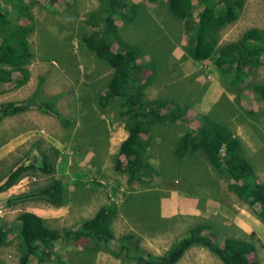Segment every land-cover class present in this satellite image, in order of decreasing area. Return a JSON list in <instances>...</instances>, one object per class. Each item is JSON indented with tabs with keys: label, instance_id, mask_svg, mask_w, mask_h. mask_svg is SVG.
<instances>
[{
	"label": "rangeland",
	"instance_id": "obj_1",
	"mask_svg": "<svg viewBox=\"0 0 264 264\" xmlns=\"http://www.w3.org/2000/svg\"><path fill=\"white\" fill-rule=\"evenodd\" d=\"M17 1L0 0V9L12 20L17 18ZM23 1L31 4L21 12L32 17L30 77L17 88L13 83L0 85V104L26 101L37 89L39 97L35 106L0 123V182L14 164L37 159V168L42 166L41 154L48 156L54 171H29L12 191L0 195V227L14 230L20 213L35 212L46 225L61 230L66 223L60 218L67 222L70 211L68 228H72L102 206L114 204L118 209L111 222L115 242L109 245L114 251L121 237L134 235L142 252L161 256L191 227L208 224L219 233L218 240L233 237L252 243L256 259L264 264V222L256 210L228 189L227 181L203 154L184 160L176 157L175 144L185 132L182 124L151 127L150 177L129 182L116 169L119 147L128 135L122 107L119 101L104 109L98 105L113 69L80 42L84 20L99 8L98 0ZM133 1L135 17L118 24L125 42L140 51L142 83L149 78L145 98L188 106L194 126L206 116L226 124L240 140L256 180L264 183V104L252 95V86L264 83V64L246 77L247 84L227 90L210 61L189 56L185 22L172 14L167 0ZM251 28H264V0H246L238 19L221 30L218 45L237 42ZM47 102L53 103L57 114L40 105ZM12 120L17 127L9 126ZM24 128L30 129L26 148L17 145L5 156L4 144L15 138V130L20 134ZM37 134L45 143L39 139L34 145ZM53 179L61 182L55 194L70 207L37 195ZM11 235L10 242L0 246V264H20V241L14 232ZM51 250V259L41 263L33 259L31 264H134L133 253L114 256L104 244L83 239L75 245L58 240ZM176 264L223 263L207 248L194 245Z\"/></svg>",
	"mask_w": 264,
	"mask_h": 264
},
{
	"label": "trees",
	"instance_id": "obj_2",
	"mask_svg": "<svg viewBox=\"0 0 264 264\" xmlns=\"http://www.w3.org/2000/svg\"><path fill=\"white\" fill-rule=\"evenodd\" d=\"M245 1L167 0L172 14L185 22L189 56L196 61H210L227 90L247 84L246 77L264 64V28L248 29L237 42L218 45L221 30L238 19ZM98 2L99 8L89 13L84 20L85 29L80 42L113 69L98 97V105L104 109L119 101L122 107L121 116L128 135L119 147L116 169L125 173L129 182L150 177L152 165L148 161L147 150L151 127L158 123L182 124L185 132L175 144L176 157L184 160L203 154L209 165L227 181L228 189L254 208L264 222V183L256 180L253 166L245 156L240 140L226 124L210 116L204 117L198 126H194L188 106L171 100L146 99L144 89L149 78L142 83L144 68L137 62L140 51L125 42L118 24L119 20L125 23L132 21L137 7L133 0ZM14 4L18 11L14 20L0 9V85L13 83L17 88L29 80L27 67L34 59V53L28 42L32 32V22L30 24L29 20L32 17L27 12L21 15L22 10H28L31 4L23 0ZM252 93L258 102L264 104V83L254 84ZM38 97L37 89L26 101L1 103L0 122L35 106ZM40 105L45 111L57 114L53 103ZM62 118L59 119L63 121ZM41 159L42 166L38 168L37 159L29 164L25 161L14 164L0 182V193L16 185L29 171L38 169L46 174L52 173L54 166L47 162L48 156L41 154ZM60 186L61 182L53 179L46 187L38 190L37 195L46 197L50 203L62 204L63 196L55 194ZM15 201L10 200L9 203ZM117 212L114 204L105 205L78 226L61 230L48 227L34 213L22 212L17 217L18 225L14 230L0 227V246L7 245L14 232L13 237L20 241V264H31L33 259L39 263L51 259V245L58 240L75 245L82 239L104 244L114 256L122 252L133 253L131 258L134 264H176L194 245L207 248L223 264H260L252 243L233 237L218 240L219 233L208 224L191 227L161 256L142 252L134 235L121 237L114 251L109 245L115 242L111 222Z\"/></svg>",
	"mask_w": 264,
	"mask_h": 264
},
{
	"label": "crops",
	"instance_id": "obj_3",
	"mask_svg": "<svg viewBox=\"0 0 264 264\" xmlns=\"http://www.w3.org/2000/svg\"><path fill=\"white\" fill-rule=\"evenodd\" d=\"M8 119H6V121H7ZM4 121H5V119L4 120H2V125H4ZM1 123V122H0ZM12 125H14L13 127H17V121L16 120H12V122H11V124L9 125L10 127L12 126ZM7 128V126L5 127V129ZM28 130H30V129H27V128H24V129H22L21 131H19L20 132V134L18 133L17 134V130H15L16 131V133H15V135H14V139H12L9 143H5L4 144V146H7V151L5 152V156L6 155H8V154H11V153H13V151H15L16 149H17V145H20L19 147H22L23 146V148L25 149L26 148V143H27V135H28ZM14 131V132H15ZM17 138H18V143H17ZM39 139H41V141L43 142V143H45L44 142V138H41V137H39V135L37 134V137L35 138V141H34V145H35V143L37 142L38 143V140ZM13 140H15V142H13ZM25 140V141H24ZM29 146H30V144H29ZM32 147V146H31ZM25 154V153H24ZM1 177V176H0ZM14 187V186H13ZM12 187V188H13ZM9 192L10 191H12L11 189H9L8 190ZM7 191V192H8ZM0 195H2V193H0ZM68 201H65V203L64 204H66ZM4 203V202H3ZM68 204V203H67ZM66 204V205H67ZM67 207H70L69 205H67ZM100 209V208H99ZM64 211H66V210H64ZM67 212V211H66ZM66 212H63L64 214L66 213ZM31 213H33V212H31ZM70 211L69 212H67V222L65 221V218H60L61 219V221L63 222V224L64 223H66V226L65 227H63V229L64 228H68V227H70V226H72V223L70 222L71 220H72V217L70 216ZM79 213V212H78ZM96 213V212H95ZM95 213H94V215H95ZM34 214H35V212H34ZM35 215H37V214H35ZM93 215V216H94ZM37 216H39V215H37ZM76 216H77V214H76ZM92 216V217H93ZM39 217H41V216H39ZM91 218V217H90ZM59 219V218H58ZM89 219V218H88ZM70 220V221H69ZM48 226V225H47ZM49 227V226H48ZM51 228V227H50ZM53 228V227H52ZM73 228V227H72ZM56 229H58V228H56ZM68 229H70V228H68Z\"/></svg>",
	"mask_w": 264,
	"mask_h": 264
}]
</instances>
